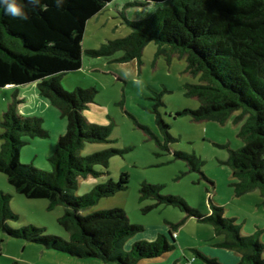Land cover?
<instances>
[{
  "label": "trees",
  "instance_id": "obj_1",
  "mask_svg": "<svg viewBox=\"0 0 264 264\" xmlns=\"http://www.w3.org/2000/svg\"><path fill=\"white\" fill-rule=\"evenodd\" d=\"M113 0H22L27 19L14 18L0 7V88L22 87L35 83L39 94L55 106L67 125L58 136L53 153L48 156L49 170L20 162V151L32 139L49 137L39 117H21L15 106L16 97L0 117V173L15 192L27 199H45L50 207L63 205L65 212L59 224L68 239L44 235L43 229L27 226L16 230L6 226L16 219L10 211V196L0 193V229L11 238L41 245L46 250L67 254L77 259H95L105 264H140L175 250L174 234L180 224L166 223L168 236L158 234L154 240L129 242L143 228L129 222L119 208L83 215L102 198L127 188V175L117 183L108 181L91 192L76 196L79 179L97 177L96 166L106 168L113 151L81 155L86 144L106 142L110 128L89 124L82 112L96 95L93 88H76L67 92L61 79L82 66V39L87 22ZM154 11L139 21L127 20L131 33L122 39L108 41L92 55L122 51L120 62H138L143 48L151 41L179 53L187 69L198 76V83L186 86V94L196 98L200 106L177 115L189 114L195 121L224 122L236 111L237 120L246 117L238 136L243 146L230 150L228 164L233 174L243 180L241 193L260 190L264 196V0H132L126 6ZM155 122L164 142L157 146L168 151L173 141L157 107ZM142 129L148 133L146 127ZM193 171L201 161L195 156L175 152ZM140 198L156 204L176 207L209 224L224 241L218 244L235 252L232 264H264V245L253 236H243L233 220L223 217V209L211 206V213L201 214L180 197L161 195L160 187L141 184ZM226 253V252H224ZM203 264H229L194 250Z\"/></svg>",
  "mask_w": 264,
  "mask_h": 264
},
{
  "label": "rangeland",
  "instance_id": "obj_2",
  "mask_svg": "<svg viewBox=\"0 0 264 264\" xmlns=\"http://www.w3.org/2000/svg\"><path fill=\"white\" fill-rule=\"evenodd\" d=\"M131 2L113 0L87 22L82 39V66L63 76L60 82L67 92L76 88L95 89L97 93L82 115L89 124L110 128L106 142L86 144L81 155L114 152L105 169L95 167L100 175L78 180L75 195L83 196L110 180L117 183L123 174L127 175L125 190L100 199L82 214L122 209L131 224L143 228L129 241L131 243L154 240L158 234L168 236L166 223L180 224L174 234L175 250L140 264H184L187 261L203 264L196 258L194 250L210 257L219 256L223 263L232 264L231 257L237 254L218 246L224 236L217 235L211 225L186 218V214L176 207L158 205L146 210L156 201L142 200L139 190L143 183L157 185L161 195L180 197L190 208L204 215L212 212L211 206L221 207L223 217L233 220L240 227L241 235L253 236L264 245V196L258 189L240 194L243 180L233 174L228 164L230 150H237L244 144L238 134L246 117L237 120L241 111L231 113L224 122L195 121L189 114L177 115L199 108V101L186 94V86L197 84L199 77L191 75L185 58L167 46L149 42L143 48L140 62H120L124 55L122 51L97 56L90 54L108 41L128 36L131 28L126 19L139 21L154 11L153 5L144 8L126 6ZM16 93L21 100L15 106L16 114L41 118L50 133L48 138H35L24 146L20 151V162L49 170L47 155L53 153L58 136L65 133L66 118L39 94L35 83L20 88H0V117ZM157 97L162 103L157 111L169 126L168 132L173 138L168 151L157 146V141L164 142L153 112ZM175 152L198 158L201 161L198 171L191 170L186 161L176 159ZM0 193L10 196L9 208L16 216V219L6 221L7 227L19 230L33 226L43 229L44 235L68 239L59 224L65 212L63 205L50 207L45 199H27L17 194L3 173H0ZM262 256L264 258V252ZM0 264L105 263L46 250L41 245L11 238L0 229Z\"/></svg>",
  "mask_w": 264,
  "mask_h": 264
},
{
  "label": "clouds",
  "instance_id": "obj_3",
  "mask_svg": "<svg viewBox=\"0 0 264 264\" xmlns=\"http://www.w3.org/2000/svg\"><path fill=\"white\" fill-rule=\"evenodd\" d=\"M0 7L14 18L27 19V15L22 10V0H0Z\"/></svg>",
  "mask_w": 264,
  "mask_h": 264
},
{
  "label": "crops",
  "instance_id": "obj_4",
  "mask_svg": "<svg viewBox=\"0 0 264 264\" xmlns=\"http://www.w3.org/2000/svg\"><path fill=\"white\" fill-rule=\"evenodd\" d=\"M9 87H12V86H9ZM18 88H20V87H18ZM18 94V93H17ZM18 98H20L19 96H18ZM30 143H32V140H31V142ZM50 156V155H49ZM47 157H48V155H47ZM213 256V255H212ZM219 259H221L219 256H217ZM232 259H234V260H236L237 259V256H235V257H231Z\"/></svg>",
  "mask_w": 264,
  "mask_h": 264
},
{
  "label": "built area",
  "instance_id": "obj_5",
  "mask_svg": "<svg viewBox=\"0 0 264 264\" xmlns=\"http://www.w3.org/2000/svg\"><path fill=\"white\" fill-rule=\"evenodd\" d=\"M184 264H189V262L187 261L186 263H184Z\"/></svg>",
  "mask_w": 264,
  "mask_h": 264
}]
</instances>
